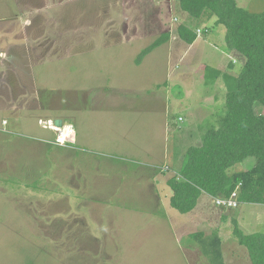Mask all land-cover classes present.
I'll use <instances>...</instances> for the list:
<instances>
[{
    "label": "rangeland",
    "instance_id": "rangeland-1",
    "mask_svg": "<svg viewBox=\"0 0 264 264\" xmlns=\"http://www.w3.org/2000/svg\"><path fill=\"white\" fill-rule=\"evenodd\" d=\"M236 1L251 12L264 9V0ZM4 13L0 264H219L208 240L215 236L222 263L251 264L233 230L253 232L264 203L247 208L242 202L229 210L210 200L184 215L163 201V191H147L141 179L159 165L177 168L183 148L201 144L206 128L218 126L226 113L224 79L237 75L243 61L228 58L226 29L217 17L205 11L193 19L177 0H0ZM180 24L196 34L199 29V43L167 41L136 65L142 49L163 33L175 37ZM187 63L194 67L197 108L181 80ZM89 64L94 68L85 70ZM148 97H166L169 129L160 130L148 114L156 105L145 110L141 99ZM135 98L139 116L112 111L134 107ZM56 120L59 129L71 125L74 142L56 140ZM104 157H115L118 170L103 174L108 182L92 187L88 176L83 185L84 173H93ZM254 162L247 158L233 172Z\"/></svg>",
    "mask_w": 264,
    "mask_h": 264
},
{
    "label": "trees",
    "instance_id": "trees-1",
    "mask_svg": "<svg viewBox=\"0 0 264 264\" xmlns=\"http://www.w3.org/2000/svg\"><path fill=\"white\" fill-rule=\"evenodd\" d=\"M191 18L209 12L216 23L225 26V43L242 58L237 75L226 78V113L218 126L206 128L199 146L185 152L179 171L167 179L172 191L170 206L180 214L192 212L202 192L214 198L225 197L238 187V202L264 203V9L251 12L237 5L236 0H177ZM177 34L187 44L196 39V32L180 24ZM169 40V33L158 36L136 57V63L156 47ZM213 79L219 71L211 70ZM261 107L259 113L255 106ZM254 158L252 168L230 172L236 164ZM239 245L247 250L251 264H264V232L245 233L233 230ZM202 234H197L201 236ZM198 238V237H197ZM209 246L221 262V239L217 236ZM219 247V249L217 248Z\"/></svg>",
    "mask_w": 264,
    "mask_h": 264
},
{
    "label": "crops",
    "instance_id": "crops-1",
    "mask_svg": "<svg viewBox=\"0 0 264 264\" xmlns=\"http://www.w3.org/2000/svg\"><path fill=\"white\" fill-rule=\"evenodd\" d=\"M15 3H16V5L19 6L21 4V1H18V2H15ZM5 13H6V11H5ZM5 13H4V15H0L1 16L0 17V21H3V20L6 21L7 19H9L7 17L8 15H5ZM212 19H214V16H213ZM177 35H175V37H174V34L169 32V40H168V42L170 41L171 43H174L175 46H176V42L181 43V39ZM174 40H176V41H174ZM197 43H199V42H198L197 37H196L195 41L192 44H188V45H190L191 47H193ZM200 43L203 44V45L207 44L206 41H201ZM186 45H187V43H186ZM203 49H205L204 46L201 47L200 51L203 50ZM228 50H230V49H228ZM167 51H168V53H170V50L167 49ZM228 58H230L231 61L233 59H234V61H235V59L238 60V61H239V59H242V58H240L237 55V53L234 52V50H230L229 51ZM0 61H2V59H0ZM234 61H233V63H234ZM140 63H141V61L139 63H137L136 65H138ZM216 66H218L219 68L223 69L225 65H222V63H220V65H216ZM93 68H94L93 65L92 64H89L85 70L93 69ZM180 69H181V67H179V68H177L175 70H171L168 73L169 76L175 75L176 72H178ZM193 69H194L193 65H190L189 63H187L184 66L183 70L181 71V72L186 71V73H182L183 76H182V79L181 80L183 81V85L187 88V93H186V96L187 97H190V96L193 97V95L195 94L194 83H192L193 81L191 80V78H192V71H194ZM216 70L219 71L218 69H216ZM218 77H219V75L215 79H213V81L216 80V79H218ZM94 81H97V80H91V82L93 84H96V82H94ZM218 81L221 82L220 79ZM224 81H225V79H224ZM103 82H105V81H103ZM223 83L225 84V82H223ZM100 93L101 92H99V94ZM96 98H97V96H95V99ZM177 98H180V97H177ZM139 99L140 98L133 99V101H134L133 102L134 107H131L130 109L129 108H126V107H122L123 109H112V111H114L115 113H120V114L139 116L140 113L138 112L139 110H138L137 105H136V103H137V101ZM203 99L204 98H200V101L203 100ZM165 100H166V97L165 98H162V97H148V99H145V100L144 99H141L142 104H145L147 106V108L145 110L150 109L153 105H156L157 106V109L156 110L150 111V112H148V114H150L152 117H154L156 119V122L158 123L159 129L160 130H164V131L167 130V129H169V120H168V118H169V106H170V105L169 106H166ZM189 106L191 107V105H189ZM193 107H196L197 108V102L195 100V97H193ZM201 115L203 117V111L201 112ZM180 118H182V120L184 119V117H180L179 116L178 117V120ZM68 126L71 128V125H68ZM70 136H72V134H70ZM120 136H121V138L126 139V136L124 135V133L121 132L120 133ZM76 139H77V137H76ZM193 141L194 142H198L197 139H194ZM199 145H201V144L199 143ZM115 147L122 148L121 146H118V145H115ZM186 149H187V147L186 148H183V155H184V152L186 151ZM183 155L181 157H180V155H177L176 156L177 157V161L180 164L177 168L170 169V167H168V166L159 165V166H156V170L154 171V173L152 174V176H150V178L147 177V176H145V175L141 178V179H144V181L146 182L145 186H146V190L147 191L150 190L152 192H155L156 189H158L159 192L163 191L165 193V195L163 196V201H165L166 203H168V205H170L169 204V198L172 195V191H171V189L169 187H167L166 180L169 177L175 175L179 171V169L181 168V165L183 164V163H181L182 162ZM119 156H121V155L119 154ZM111 159H112L111 162H106V159L104 157L103 159L100 160V162H97V164H94L93 171H94V169H95V171L93 173L88 174L87 172H85L84 173V176H83V179H82L83 185H87V180H88L87 178H88V176H90L91 179H92V182H91V185H90L92 187L96 183H99L100 184L102 181L108 182V179L104 178L103 177V174H105L107 172L108 173H112V172L115 171V169L118 170V168L120 167L119 166V163H117L115 161V157H113ZM121 159L122 160H130V161H133L131 159H127L126 157H121ZM164 168L167 169V170H170V172L167 175L160 176L159 173H163L162 171H163ZM229 171L232 172L233 169L231 168ZM166 189H169V190H166ZM158 199L160 200V194H159V198ZM213 199H214V197L209 196L208 194L202 192L201 195L199 196L198 200H197L195 209L192 212H190L188 214H184V215H191V213H196L197 211H199L198 208H201V209L206 208L208 206V204L210 203V200H212L213 203H214V200ZM160 201H162V198H161ZM240 203H242V202H240ZM243 204H248L247 208L248 207H251V206H260L261 205V204H254V203H243ZM224 209H226V208H224ZM234 209H231V210H234ZM190 217H192V216H190ZM255 220H257V223H256L257 226L255 227V230L253 232H260V231L261 232L262 231L264 232V212L263 213H259V216L256 217ZM253 232L251 231L250 233H253ZM247 263H246L245 260H243L242 262H239V264H247Z\"/></svg>",
    "mask_w": 264,
    "mask_h": 264
},
{
    "label": "built area",
    "instance_id": "built-area-1",
    "mask_svg": "<svg viewBox=\"0 0 264 264\" xmlns=\"http://www.w3.org/2000/svg\"><path fill=\"white\" fill-rule=\"evenodd\" d=\"M199 32V31H198ZM5 123V122H4ZM52 126V125H51ZM53 128L57 129L59 131V135L57 136L56 140L57 141H62V142H74V140L70 139L69 137H63L61 138V129L57 128V126H53ZM237 196H238V187H236V189L230 194L229 197L225 198V197H218V198H214V203L222 208H226V209H234L236 207H238L239 202L237 200Z\"/></svg>",
    "mask_w": 264,
    "mask_h": 264
},
{
    "label": "bare ground",
    "instance_id": "bare-ground-1",
    "mask_svg": "<svg viewBox=\"0 0 264 264\" xmlns=\"http://www.w3.org/2000/svg\"><path fill=\"white\" fill-rule=\"evenodd\" d=\"M181 117V116H180ZM62 131H61V138H63V137H69L70 139H72L71 138V136H70V133H71V128L68 126V125H63L62 126V129H61ZM229 197V196H228Z\"/></svg>",
    "mask_w": 264,
    "mask_h": 264
},
{
    "label": "water",
    "instance_id": "water-1",
    "mask_svg": "<svg viewBox=\"0 0 264 264\" xmlns=\"http://www.w3.org/2000/svg\"><path fill=\"white\" fill-rule=\"evenodd\" d=\"M55 124H56L57 126H61V125H62V122H61L60 120H56V121H55Z\"/></svg>",
    "mask_w": 264,
    "mask_h": 264
},
{
    "label": "clouds",
    "instance_id": "clouds-1",
    "mask_svg": "<svg viewBox=\"0 0 264 264\" xmlns=\"http://www.w3.org/2000/svg\"><path fill=\"white\" fill-rule=\"evenodd\" d=\"M198 31H199V30H197V34H196V35H198ZM3 123H4V122H3ZM55 126H57V125H55ZM57 127H59V126H57ZM213 200H214V199H213ZM216 206H217V205H216Z\"/></svg>",
    "mask_w": 264,
    "mask_h": 264
}]
</instances>
